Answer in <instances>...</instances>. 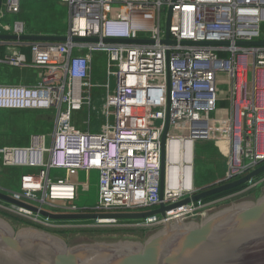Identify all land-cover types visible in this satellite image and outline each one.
<instances>
[{
    "label": "built area",
    "instance_id": "built-area-1",
    "mask_svg": "<svg viewBox=\"0 0 264 264\" xmlns=\"http://www.w3.org/2000/svg\"><path fill=\"white\" fill-rule=\"evenodd\" d=\"M63 1L65 41H0V63L37 75L32 84L0 82V110H45L55 120L27 145L0 147L4 166L25 171L19 189L0 191L52 212H137L264 164V43H253L264 42V0ZM19 11L20 0H3L0 33L32 34L21 19H9ZM101 54L104 82L95 83ZM200 142L219 144L224 171L198 187ZM91 171L100 176L98 203L81 208L75 200ZM80 172L85 182L75 180ZM211 203L190 201L141 220H54L2 200L0 208L51 229L159 228L201 216Z\"/></svg>",
    "mask_w": 264,
    "mask_h": 264
},
{
    "label": "water",
    "instance_id": "water-1",
    "mask_svg": "<svg viewBox=\"0 0 264 264\" xmlns=\"http://www.w3.org/2000/svg\"><path fill=\"white\" fill-rule=\"evenodd\" d=\"M2 3L0 0V12ZM18 39L65 41L66 37L0 33V41ZM168 128L167 119L162 139L163 157ZM262 174L264 164L234 181L201 189L181 202L137 212H52L16 200L2 191L0 200L54 220H141L156 214L165 216L167 210L233 190ZM159 228L166 232L150 240L146 236L143 242L113 241L33 235L0 219V264H264V186L180 226L173 228L171 222H166Z\"/></svg>",
    "mask_w": 264,
    "mask_h": 264
},
{
    "label": "rangeland",
    "instance_id": "rangeland-1",
    "mask_svg": "<svg viewBox=\"0 0 264 264\" xmlns=\"http://www.w3.org/2000/svg\"><path fill=\"white\" fill-rule=\"evenodd\" d=\"M10 20L21 19L27 28L32 32H62L68 27L69 11L68 6L63 0H20V11L9 17ZM1 31V29H0ZM96 58L95 76L93 81L103 83L105 77L104 56ZM32 72L29 68L8 69L0 67V82L25 83L32 84L35 81V71L32 75L27 76L26 73ZM33 76V77H32ZM252 81V76H250ZM112 88H114V79L112 80ZM96 101V105H99ZM214 112L211 113V116ZM84 117L82 116V119ZM81 119V120H82ZM92 120L95 119L92 117ZM54 115L45 110H0V147L11 145H22L20 142L30 141V137L34 133H49L54 126ZM157 123H160L159 121ZM94 130V129H93ZM98 130V129H97ZM29 143V142H28ZM211 146L207 148L202 155V160L197 163V172L209 170L214 172L216 178L224 169L223 158L219 153V144L208 142ZM213 143V144H211ZM27 145V144H25ZM201 153V152H200ZM199 153V154H200ZM22 169L14 167H6L0 160V185L9 191L19 189ZM215 178V179H216ZM86 175L80 172L79 181L85 182ZM261 186H264V174L257 177L255 181L247 184L244 188L235 191V194L229 195L223 199L213 200L211 204L206 205L200 210L203 214L222 206L240 196H243ZM100 187L99 172L91 171L89 176V185L81 186L78 190V197L75 200L81 208H94L98 203ZM243 192H242V191ZM46 208H49L45 205ZM202 214V215H203ZM197 216H195L196 218ZM0 219L13 224L21 229L32 228L39 231L49 233L56 237L99 239V240H124V241H144L156 227L139 228L134 226H121L122 223L107 224L97 227H66L51 229L38 225L35 222L0 208ZM181 221L177 222L180 223ZM92 229L91 233H85L83 230ZM64 230V231H57Z\"/></svg>",
    "mask_w": 264,
    "mask_h": 264
},
{
    "label": "trees",
    "instance_id": "trees-1",
    "mask_svg": "<svg viewBox=\"0 0 264 264\" xmlns=\"http://www.w3.org/2000/svg\"><path fill=\"white\" fill-rule=\"evenodd\" d=\"M26 28H27V25H26ZM27 30H28L29 33H32V34L44 33V34H59V35L63 34L66 31V29H65L62 32H57V31L56 32H50V31H46V32H43V31H40V32H32L28 28H27ZM4 52H5L4 47L0 46V57H3L4 56ZM0 67H4V68H8V69H13V68H11L10 65L5 64V63H0ZM9 83H12V82H9ZM28 142H29V140H26V141H24L22 143L20 142V144L25 145V144H28ZM211 144H213V143H211ZM209 146H211V145L208 142H200L199 143L198 149H199V153L201 152L200 153L201 156L203 155V153H205V151L207 150V148ZM201 158L202 157H200L198 160L201 161L202 160ZM202 172H203V174H200V171H199V173L197 172L196 185L198 187L204 186V185L212 182L216 178V176L214 175L215 173L214 172L212 173V171L210 173L209 170L206 169L204 171H201V173ZM245 186L246 185H242V186H239L238 188H235L233 190H229V191H226V192H223V193H220V194H216L214 196H211V197H208V198L204 199L203 201H210L212 199H216V198H219L221 196H225V195L231 194V193H233L235 191H238V190L244 188ZM57 231L60 232V231H64V230H57ZM83 231L88 234V233L93 232L94 230L87 229V230H83Z\"/></svg>",
    "mask_w": 264,
    "mask_h": 264
},
{
    "label": "bare ground",
    "instance_id": "bare-ground-1",
    "mask_svg": "<svg viewBox=\"0 0 264 264\" xmlns=\"http://www.w3.org/2000/svg\"><path fill=\"white\" fill-rule=\"evenodd\" d=\"M194 218H195V216H190L189 218H185V219L177 218V219H175L174 222H172L173 228H175L177 226H180V225H182V224H184V223H186V222H188V221H190V220H192ZM179 221H181V222L177 223ZM23 230H25V231L33 234V235L53 236V235H51L49 233H46V232H43V231H39V230H36V229H32V228H24ZM165 232L166 231L162 230L161 228H156V230L152 231V233L148 236V239L150 240V239H152V238H154L156 236H159V235H161V234H163Z\"/></svg>",
    "mask_w": 264,
    "mask_h": 264
},
{
    "label": "crops",
    "instance_id": "crops-1",
    "mask_svg": "<svg viewBox=\"0 0 264 264\" xmlns=\"http://www.w3.org/2000/svg\"><path fill=\"white\" fill-rule=\"evenodd\" d=\"M10 19V18H9ZM11 68H13V69H17V68H29V69H31L32 70V72H28V73H26L27 74V76H30V75H32V73H34L33 71H35V73H34V75H35V81L34 82H36V69L35 68H33V67H14V66H11ZM33 77V76H32ZM25 84V83H24ZM223 171H224V169L222 170V172L220 173V176L223 174ZM80 174V173H79ZM75 180H79V175L78 176H76L75 177Z\"/></svg>",
    "mask_w": 264,
    "mask_h": 264
},
{
    "label": "flooded vegetation",
    "instance_id": "flooded-vegetation-1",
    "mask_svg": "<svg viewBox=\"0 0 264 264\" xmlns=\"http://www.w3.org/2000/svg\"><path fill=\"white\" fill-rule=\"evenodd\" d=\"M225 196H226V195H225ZM225 196H221V197L216 198V199H217V200H218V199H223ZM216 199H212L211 201L216 200Z\"/></svg>",
    "mask_w": 264,
    "mask_h": 264
}]
</instances>
